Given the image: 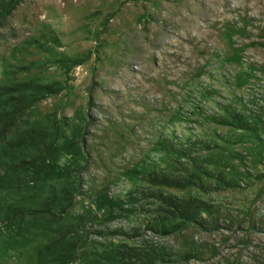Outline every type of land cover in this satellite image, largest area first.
<instances>
[{"label": "rangeland", "instance_id": "obj_1", "mask_svg": "<svg viewBox=\"0 0 264 264\" xmlns=\"http://www.w3.org/2000/svg\"><path fill=\"white\" fill-rule=\"evenodd\" d=\"M28 79L61 89L0 119V264H264V0H19L0 110ZM42 132L52 173L14 165Z\"/></svg>", "mask_w": 264, "mask_h": 264}, {"label": "trees", "instance_id": "obj_2", "mask_svg": "<svg viewBox=\"0 0 264 264\" xmlns=\"http://www.w3.org/2000/svg\"><path fill=\"white\" fill-rule=\"evenodd\" d=\"M19 3V0H1L0 3V26L6 21L7 17L12 13V11L17 7ZM1 88L5 89L6 96L9 100L5 101V108H2L0 110V119L5 120L4 132L6 133V130L13 126L15 122L20 121V114L24 113V111H27L30 109L38 100L42 98V95H50L53 93L58 92L61 88L55 86L54 84H46V83H39L34 80L28 79L23 81H17L14 84L5 85ZM9 105V106H8ZM12 105V106H11ZM51 133L53 131H50ZM56 134V132H55ZM54 134V135H55ZM41 135L43 137H41ZM56 138H54L53 141H50L46 139L45 135L40 133V144L37 143V145H32L29 148H25L23 145H20V137H14L12 138V142H14V146H16L15 150L12 152L11 157H14L15 162L14 165L19 163L16 158H22V160L28 161V169L32 173L35 174V171L43 173V169L38 170L37 168H30L31 166L29 164L33 163L34 160H37L41 162L42 154L48 156L49 158L45 157L43 162H47L48 167H50V170L52 173V169L54 167V160L59 157L58 152L56 151V143H54ZM47 142L48 150L44 149V143ZM5 155V154H4ZM26 170V168H23ZM27 171V170H26ZM51 175V174H49ZM53 192V191H52ZM57 194V193H56ZM55 194V195H56ZM179 205H181L179 207ZM177 205V210L180 211V213L186 215V217H194L192 213H189L187 211V205L179 204ZM174 212V210L172 211ZM176 212V211H175ZM190 212H193L190 211ZM177 226V225H175Z\"/></svg>", "mask_w": 264, "mask_h": 264}]
</instances>
